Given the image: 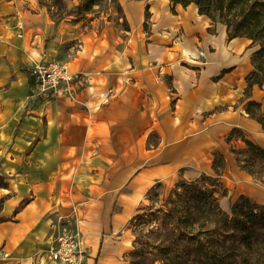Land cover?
I'll use <instances>...</instances> for the list:
<instances>
[{
    "label": "crops",
    "instance_id": "1",
    "mask_svg": "<svg viewBox=\"0 0 264 264\" xmlns=\"http://www.w3.org/2000/svg\"><path fill=\"white\" fill-rule=\"evenodd\" d=\"M172 7L188 32L181 40L148 36L147 45L159 48L145 47L140 60L135 39V54H126L104 32L48 21L38 0H0V148L15 144L10 153L29 154L1 168L8 185L0 188V264H51L41 253L50 214L76 222L90 253L100 257L110 246L122 252L121 229L145 195L157 184L212 175L215 152L225 160L221 183L231 205L240 196L264 204V183L243 171L230 150L244 142H226L239 128L264 148V131L240 102L255 47L243 37L228 40L220 23L213 24L216 35L207 34L212 23L193 4H169L163 13ZM61 46L68 48L66 66L86 74L88 85L73 98L35 100L29 69ZM251 99L264 113V85L252 88ZM50 164L56 179L73 176L68 186L75 195L46 192L40 169ZM86 187L87 195L78 193Z\"/></svg>",
    "mask_w": 264,
    "mask_h": 264
},
{
    "label": "trees",
    "instance_id": "2",
    "mask_svg": "<svg viewBox=\"0 0 264 264\" xmlns=\"http://www.w3.org/2000/svg\"><path fill=\"white\" fill-rule=\"evenodd\" d=\"M76 1L73 11L67 10L65 0H40L39 5L42 8L56 7L58 14L65 13L73 18L74 23H91L93 17L87 19L88 14H99L100 10L95 8L103 4L114 9L128 31L117 0ZM168 1L172 6L193 4L198 15L205 16L212 24L221 23L226 27L228 40L245 37L252 46H257L250 58L253 69L245 77L246 86L240 102L244 103L247 116L260 124L264 131L261 104L251 99L253 86L262 87L264 84V0ZM59 20L60 17L56 23ZM232 140H241L245 145L238 151L230 149L238 166L264 183V148L246 139L239 128L232 129L226 137L228 144ZM224 168V157L215 152L212 175L203 174L195 181L183 182L179 186L180 193L173 191L175 199L166 201L167 210L161 211L167 224L161 228L163 239L155 249L157 254L136 248L131 253L130 264H144L145 261H149L148 264H264V204L240 196L230 207L231 215L224 212L218 199L226 194L221 183ZM6 186L3 184L0 188ZM2 205L0 199V209ZM149 256L153 258L148 259Z\"/></svg>",
    "mask_w": 264,
    "mask_h": 264
},
{
    "label": "rangeland",
    "instance_id": "3",
    "mask_svg": "<svg viewBox=\"0 0 264 264\" xmlns=\"http://www.w3.org/2000/svg\"><path fill=\"white\" fill-rule=\"evenodd\" d=\"M117 1L121 8L122 14L125 17L128 26V31L125 30L126 28L124 26L123 21L117 18L114 9H112L111 7L107 8L103 4L100 7L95 8L100 10L99 14H88L87 19L93 17V21L91 23H89L88 21H80L78 23H74L72 20L73 18L68 17L65 13H63L62 15L58 14L57 11L58 9L56 7H52V6H50L49 8L40 7V10L46 14L47 16L46 19L48 21H51L52 23L56 22L58 20V17H60L61 20H59L58 23H64L63 21H66L68 22V24H71L72 27L74 26V24H76L78 27L77 30H81V29L87 30L93 28L97 33L104 32L106 35L110 37L111 40L114 41L112 43L113 46L121 51L123 50L126 54H131V55L135 54V52H132V48L134 47L133 40L135 39L136 42L135 44H137V46H135V50L136 53L138 54L137 55L138 59L140 60H143L145 58V53H146L145 47L149 49L154 47L159 48L158 46L147 45L148 36L150 35H155L157 37L164 36V38H172L173 40H175V38H178V40H181V36H183V34L188 32V26L185 25V27L182 28L179 24L180 18L174 17L175 14L173 11V7L169 11L170 14H168L167 12L163 13V10L166 8V5L171 4L168 0H167L168 2L166 0H117ZM38 3H40V0H38ZM46 4L50 5L48 3ZM76 4L67 1L66 2L67 10L73 11ZM104 4H106L105 1ZM206 33L215 34V35L217 34L213 24H211V26H209L206 29ZM41 47H42V42L40 44V48ZM256 49L257 46H255V50ZM67 50H68L67 46H61L58 52H55L54 56L46 55L44 57V60L45 59H48L47 61L55 60L60 63L67 64L68 62ZM67 68L70 70L68 66ZM70 72L73 73L72 71ZM87 85L88 83L81 90H84ZM75 93L78 94L79 92L75 91ZM39 97H40L39 95H35L34 99L37 100ZM48 98L50 99L51 97ZM0 151H2L0 152V186H1L3 184L8 185L6 181L8 179V176H6V174L1 171L4 162L10 161L13 158L24 159L29 154L10 153V151L13 152L15 151V144L14 145L11 144V146L6 148L5 150H2L0 148ZM42 157L43 155H40L41 158L40 162L43 160ZM46 165L47 164L45 162V167ZM50 166L51 167L47 169L45 168L42 170L40 169V182L44 184L46 183V192L48 194L62 193L65 199L68 198L69 193L75 195L77 191L72 190V192H70L68 186V181L72 180L73 176L71 177V179H70L71 174L70 176L69 175L63 176L61 179H56L58 176V170H55V167L52 164H50ZM73 172L75 171L73 170L71 173ZM94 179H96V175L92 173V177L88 178L87 180H91L92 183ZM59 181H62L63 183L61 184ZM183 182H184L183 180H179L178 183L173 186L166 184H157L156 186L153 187V189L150 192H148L145 195L144 203L141 206L140 211L137 212L134 216L130 217L124 223L121 229V233L119 234V237L121 236L123 237L121 238L123 242V247H122L123 251L120 253H118V251H114L112 249V246H110L111 249L103 253L100 257L96 254V249L93 253H90V249L88 250V248L84 247L83 244L84 235H82L83 231L81 232V230L76 225V222L67 223L66 220L65 221L60 220L58 222V220H56V218L53 215L51 214L47 215L46 224L47 226H49V228H51V230L47 232L48 237H47L46 247L41 251V253H43L45 261L47 263L54 264L52 260H49V253L51 250H55L56 248H58V244H59L58 238L59 236L61 237V234H59V232L62 230V228L66 230L64 234L72 236L71 234L76 233L77 238L81 232L79 238L80 242L78 243L77 246V255L71 264H85L87 262L86 261L87 258H93L94 260L97 259L98 264H130L132 259L131 253L136 248H143L145 249V251H151L153 254H157V251L155 249L159 245L160 241L163 239V235H162L163 233H161V228H164L165 224H167V221L164 220L165 216L161 211L167 210L168 205L166 201L168 202V200L175 199L173 191H176L177 193L181 192V188H179V186ZM83 189L84 190L78 193H80L82 196L87 195L88 193L87 191L89 188L86 187ZM218 199L221 209L224 212H226L228 215H231L230 214L231 203L229 202V200L224 196H220L218 197ZM165 203L167 205L166 207H165ZM114 258H116V260ZM151 258H153V256L148 257V259ZM137 259L135 261H138ZM148 263L149 261L144 262V264H148ZM153 264H159V262H155Z\"/></svg>",
    "mask_w": 264,
    "mask_h": 264
},
{
    "label": "built area",
    "instance_id": "4",
    "mask_svg": "<svg viewBox=\"0 0 264 264\" xmlns=\"http://www.w3.org/2000/svg\"><path fill=\"white\" fill-rule=\"evenodd\" d=\"M20 23L18 27H20ZM21 37V34H18ZM29 76L34 80L35 91L33 95L40 97H74L88 83V77L82 73H71L66 64L55 60L38 61L29 69ZM73 92V93H71ZM65 229L59 232L58 248L51 250L49 260L54 264H71L77 255V246L80 234L66 235ZM79 233V232H78ZM76 235V236H75ZM57 241V240H56Z\"/></svg>",
    "mask_w": 264,
    "mask_h": 264
},
{
    "label": "bare ground",
    "instance_id": "5",
    "mask_svg": "<svg viewBox=\"0 0 264 264\" xmlns=\"http://www.w3.org/2000/svg\"><path fill=\"white\" fill-rule=\"evenodd\" d=\"M31 56H32V57L36 56V53H34V52H33V53H31Z\"/></svg>",
    "mask_w": 264,
    "mask_h": 264
}]
</instances>
